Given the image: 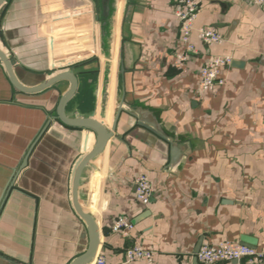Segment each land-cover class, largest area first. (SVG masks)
Listing matches in <instances>:
<instances>
[{
  "label": "crops",
  "instance_id": "crops-1",
  "mask_svg": "<svg viewBox=\"0 0 264 264\" xmlns=\"http://www.w3.org/2000/svg\"><path fill=\"white\" fill-rule=\"evenodd\" d=\"M196 1L194 28L213 27L223 41L204 44L194 31L198 54L182 65L174 64L182 48L177 0H6L0 6V49L17 78L34 86L71 69L78 88L66 114L93 118L112 132L78 188L81 207L99 228L90 264L97 257L124 264L134 244L153 252L151 263L136 264H200L204 242L247 238L264 249V3ZM214 55L234 64L223 69V85L202 92L198 69ZM68 88L60 81L23 93L0 62V264H69L86 247L71 188L85 132L60 123L55 111ZM94 141L90 132L88 150ZM139 175L152 186L148 203L135 194ZM119 217L132 228L114 231Z\"/></svg>",
  "mask_w": 264,
  "mask_h": 264
},
{
  "label": "built area",
  "instance_id": "built-area-1",
  "mask_svg": "<svg viewBox=\"0 0 264 264\" xmlns=\"http://www.w3.org/2000/svg\"><path fill=\"white\" fill-rule=\"evenodd\" d=\"M252 4L262 5L264 0H248ZM199 12L196 0H177L175 16L179 21V40L182 48L174 55V64H184L190 55H197L198 50L191 42V35L195 31L198 39L204 44H220L223 37L213 27L194 28V23ZM230 56L214 55L210 57L198 69V88L202 92L213 91L224 84L221 74L224 68L231 64ZM264 123V116L262 119ZM135 194L143 203L150 201L152 186L145 175L136 176L134 179ZM132 228V224L123 217L116 219L113 225L114 231H126ZM124 264H136L138 261L151 263L153 252L140 244H134L124 252ZM197 260L200 264H215L224 261H243L246 264H264V249L254 245L235 241H221L216 244L204 242L197 252ZM94 264H104L102 257H97Z\"/></svg>",
  "mask_w": 264,
  "mask_h": 264
},
{
  "label": "water",
  "instance_id": "water-1",
  "mask_svg": "<svg viewBox=\"0 0 264 264\" xmlns=\"http://www.w3.org/2000/svg\"><path fill=\"white\" fill-rule=\"evenodd\" d=\"M6 0H0V6ZM106 13H109V6L105 7ZM112 57L110 52L106 53V58L110 59ZM0 62L2 63L7 76L12 83V85L19 91L26 94H35L42 92L51 88L53 85L60 81L69 82V88L63 92L56 104V118L63 125L70 128L82 129L85 132L84 145H83V154L79 157L77 163L75 164V168L72 176V202L77 215L83 220L86 226V234H87V243L85 249L76 256L69 264H90L93 259L97 255V250L99 247V228L97 221L95 218L85 212L81 207L78 201V188L80 183V177L83 169L88 164V162L96 155L100 154L105 147L106 142L112 136L111 131H107L104 124L100 121H97L93 118H73L66 114V105L70 101V99L75 94L78 88V77L75 72L71 69L63 70L51 75L49 78L43 80L41 83L36 84L34 86H27L23 84L16 76L14 72V63L11 58L0 49ZM234 63L231 62V65ZM121 71H123V67H121ZM122 110V105H120L116 111L115 120H117L119 113ZM49 122L46 124L45 128L41 131V134L46 130ZM141 125V124H139ZM150 132L161 138L162 140L168 141L162 133L155 127L145 126ZM92 132L95 135V141L91 150L87 148V140ZM30 153V149L28 150L26 157L23 161L22 167L25 166L27 157ZM176 153V151H175ZM176 156L178 154L176 153ZM12 186V185H11ZM10 186V187H11ZM9 187V188H10ZM254 245V241L249 240L247 238H242V243Z\"/></svg>",
  "mask_w": 264,
  "mask_h": 264
},
{
  "label": "rangeland",
  "instance_id": "rangeland-1",
  "mask_svg": "<svg viewBox=\"0 0 264 264\" xmlns=\"http://www.w3.org/2000/svg\"><path fill=\"white\" fill-rule=\"evenodd\" d=\"M84 46H85V45H84ZM84 46H83V47H84ZM84 50H85V49H84ZM90 59H91V58H88V59H86V60H90ZM98 63H99V61H98ZM92 64L94 65V67H95V66L97 67V61L94 60V61L92 62ZM96 67H95V69H96Z\"/></svg>",
  "mask_w": 264,
  "mask_h": 264
}]
</instances>
